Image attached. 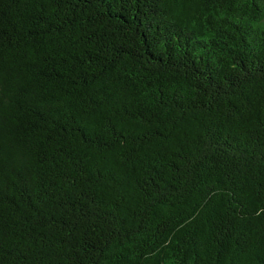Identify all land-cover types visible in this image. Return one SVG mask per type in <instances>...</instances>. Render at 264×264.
<instances>
[{
	"label": "trees",
	"instance_id": "16d2710c",
	"mask_svg": "<svg viewBox=\"0 0 264 264\" xmlns=\"http://www.w3.org/2000/svg\"><path fill=\"white\" fill-rule=\"evenodd\" d=\"M0 264H264V0H0Z\"/></svg>",
	"mask_w": 264,
	"mask_h": 264
}]
</instances>
